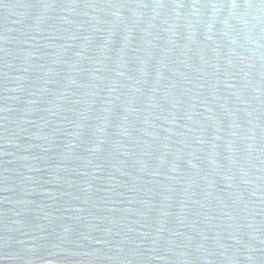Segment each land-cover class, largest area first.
<instances>
[{
    "label": "water",
    "instance_id": "obj_1",
    "mask_svg": "<svg viewBox=\"0 0 264 264\" xmlns=\"http://www.w3.org/2000/svg\"><path fill=\"white\" fill-rule=\"evenodd\" d=\"M0 264H264V0H0Z\"/></svg>",
    "mask_w": 264,
    "mask_h": 264
}]
</instances>
